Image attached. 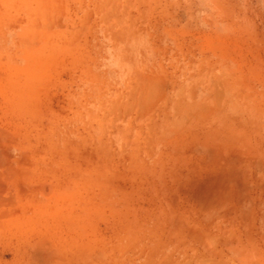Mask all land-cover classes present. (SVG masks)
I'll use <instances>...</instances> for the list:
<instances>
[{"label": "rangeland", "instance_id": "374dc122", "mask_svg": "<svg viewBox=\"0 0 264 264\" xmlns=\"http://www.w3.org/2000/svg\"><path fill=\"white\" fill-rule=\"evenodd\" d=\"M0 264H264V0H0Z\"/></svg>", "mask_w": 264, "mask_h": 264}, {"label": "bare ground", "instance_id": "6f19581e", "mask_svg": "<svg viewBox=\"0 0 264 264\" xmlns=\"http://www.w3.org/2000/svg\"><path fill=\"white\" fill-rule=\"evenodd\" d=\"M131 4V3H130ZM143 8V7H142ZM143 81V80H142ZM144 83V82H143ZM149 84H150V82H149ZM134 88V87H133ZM137 88V87H136ZM146 88V87H145ZM176 93V92H175ZM135 95V94H134ZM147 96V95H146ZM180 97H181V95H180ZM131 98V97H130ZM140 100V99H139ZM140 103V102H139ZM149 103V102H148ZM141 105V104H140ZM144 106V105H143ZM143 108V107H142ZM146 108V107H145ZM131 109V108H130ZM137 109V108H136ZM113 111V110H112ZM138 111V110H137ZM115 112V111H114ZM124 113V112H123ZM138 113V112H137Z\"/></svg>", "mask_w": 264, "mask_h": 264}]
</instances>
